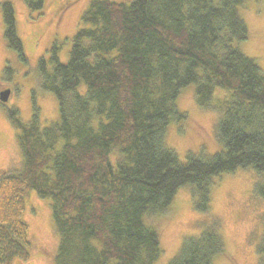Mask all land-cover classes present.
Returning <instances> with one entry per match:
<instances>
[{
  "label": "trees",
  "instance_id": "16d2710c",
  "mask_svg": "<svg viewBox=\"0 0 264 264\" xmlns=\"http://www.w3.org/2000/svg\"><path fill=\"white\" fill-rule=\"evenodd\" d=\"M245 1L88 2L68 61L60 63L52 44L36 64L58 120L43 124L34 98L27 123L7 110L21 169L0 176V264L28 260L21 220L28 191L50 202L58 238L52 264H157L160 234L149 220L166 214L185 187L206 219L166 264H213L224 251L211 214L213 178L250 169L252 195L264 203V72L234 46L249 35L238 12ZM24 2L43 9V0ZM0 10L5 44L25 63L13 6L3 1ZM190 86L197 105L217 114L222 150L182 162L165 135L185 120L177 99ZM258 237L257 264H264V221Z\"/></svg>",
  "mask_w": 264,
  "mask_h": 264
},
{
  "label": "rangeland",
  "instance_id": "374dc122",
  "mask_svg": "<svg viewBox=\"0 0 264 264\" xmlns=\"http://www.w3.org/2000/svg\"><path fill=\"white\" fill-rule=\"evenodd\" d=\"M9 1L15 11L18 36L23 44L26 62L7 48L0 10V92L10 90L7 103L0 104V176L21 169V157L16 144V130L7 110H18L19 118L27 123L32 117V99L39 110L40 121L58 120L57 102L49 92L38 86L36 64L40 57L48 58L52 44L58 47L60 63H66L71 38L78 29L79 19L90 0H43L42 11L30 10L24 0ZM128 3L131 0H110ZM249 35L234 43L248 58L256 61L264 72V0H246L238 7ZM11 73H5L6 68ZM216 98L223 91L215 92ZM178 109L186 114L180 124H171L165 143L179 160L188 155L210 157L222 150L217 141V114L201 109L194 99L193 87L186 88L177 99ZM256 177L250 169L236 170L213 178L210 190L211 214L219 223L224 251L214 257L213 264H257L256 244L264 221V203L252 195ZM206 217L192 208L191 190L177 191L171 207L163 216L149 220L160 234L162 256L157 264H166L179 251L184 239L196 236ZM21 220L27 225L29 257L14 264H52L58 238L54 230L48 200L28 191L24 197Z\"/></svg>",
  "mask_w": 264,
  "mask_h": 264
},
{
  "label": "water",
  "instance_id": "95a60500",
  "mask_svg": "<svg viewBox=\"0 0 264 264\" xmlns=\"http://www.w3.org/2000/svg\"><path fill=\"white\" fill-rule=\"evenodd\" d=\"M10 95V90H5L3 92H0V103L5 104L8 101Z\"/></svg>",
  "mask_w": 264,
  "mask_h": 264
},
{
  "label": "flooded vegetation",
  "instance_id": "af4514ba",
  "mask_svg": "<svg viewBox=\"0 0 264 264\" xmlns=\"http://www.w3.org/2000/svg\"><path fill=\"white\" fill-rule=\"evenodd\" d=\"M12 264H14V263H12ZM17 264H20V263H17Z\"/></svg>",
  "mask_w": 264,
  "mask_h": 264
}]
</instances>
